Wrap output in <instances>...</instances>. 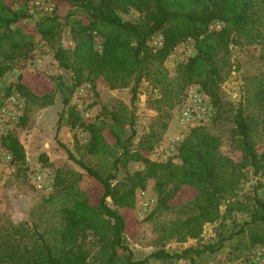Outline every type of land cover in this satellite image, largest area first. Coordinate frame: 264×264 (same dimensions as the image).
Returning <instances> with one entry per match:
<instances>
[{
	"label": "trees",
	"instance_id": "1",
	"mask_svg": "<svg viewBox=\"0 0 264 264\" xmlns=\"http://www.w3.org/2000/svg\"><path fill=\"white\" fill-rule=\"evenodd\" d=\"M30 1L0 0V76L9 72L16 60L34 57L35 38L40 35L55 48L60 66L72 72L73 84L69 88L58 76L53 78L56 88L37 87L32 79L19 76L7 88L8 94L18 92L29 103H53L57 89L73 92L85 83L95 85L99 78H105L112 88L133 85L134 98L145 73L149 72V64H163L188 39L195 41L194 55L179 64L175 81L163 71L159 80L167 82L171 92L173 89L179 94L191 85H200L216 103L222 82L218 52H228L237 33L256 28L264 20V0H52L56 6L69 5L76 11L68 13L64 21L53 14L38 19L35 28L17 27L21 20L30 17L26 8ZM131 9L139 11L141 16L137 20H124L122 14ZM215 22L221 23L220 29L211 28ZM66 26L75 43L72 49L65 48L60 41ZM159 33L162 44L153 51L150 42ZM97 37L102 39L100 49L96 45ZM259 100L264 111V86ZM69 101L66 98L65 105ZM68 111L72 127L79 125L90 134L87 151L93 155L109 153V167L108 170L92 167L67 149L70 158L99 182L100 194L79 190L74 182L65 185L63 188L70 195V204L64 208L65 227L56 242L44 240L29 264H90L93 252L88 246L89 236L100 244L92 261L142 264L146 260L134 259L126 239L139 225L135 214L137 190L145 188L149 179L155 182L160 209H171L187 201L193 203L197 212L182 222L193 237L200 235L205 223L220 218L223 199L239 185L236 172L230 170L232 161L220 152V138L202 125L192 128L181 141L178 147L181 163L173 158L155 161L150 157L153 137L134 144L133 119L124 120L117 113L105 110V117L110 120L98 122L82 120L74 106ZM235 122L236 141L244 152V165L253 168L255 174L264 173V151L258 153L251 141L255 118L249 119L239 109ZM260 122L264 125V114ZM1 143L15 161L25 160L24 148L13 134L4 136ZM131 161L140 162L144 168L118 179L121 165ZM247 231L253 245H264L263 198L256 197L251 218L241 230ZM214 250L215 245L210 244L204 248L189 247L181 253L159 250L153 255L163 261L194 260L195 255Z\"/></svg>",
	"mask_w": 264,
	"mask_h": 264
},
{
	"label": "rangeland",
	"instance_id": "2",
	"mask_svg": "<svg viewBox=\"0 0 264 264\" xmlns=\"http://www.w3.org/2000/svg\"><path fill=\"white\" fill-rule=\"evenodd\" d=\"M18 7L20 5H16ZM26 8L30 17L21 20L17 27L35 28L38 19L53 14L64 21L68 13L76 11L69 5L56 6L52 0H31ZM122 16L124 20H137L141 14L131 9ZM211 28L220 29L218 22ZM161 40L162 35L156 34L150 42L151 50H156ZM60 41L65 48L74 47L69 27H64ZM96 42L100 49L102 39L97 37ZM194 53L195 41L188 39L179 44L163 64H149V72L145 73L134 98L133 85L112 88L105 78H99L95 85L85 83L73 92L57 89L53 103H29L18 92L8 94L7 88L16 83L19 76L32 79L37 87L56 88L53 78L58 76L69 88L73 84L72 72L60 66L55 48L40 35L36 36L34 57L16 60L13 68L0 76V264H29L44 240L52 243L58 240L59 232L65 227L64 208L70 204L65 185L74 182L79 190L100 194L99 182L70 158L68 150L102 170H108L111 157L109 153L93 155L87 151L90 134L79 125L72 127L70 106L75 107L82 120L108 121L105 110L117 113L124 120L133 119L135 145L153 137L154 148L150 154L153 160L173 158L181 163L178 147L190 131L179 120L180 109L191 88L200 85H191L179 94L173 89L171 92L167 82L159 78L163 71L175 81L179 64ZM217 58L222 70L219 101L215 103L200 86L215 107L214 115L202 126L220 138V152L232 161L230 170L236 172L239 185L223 199L220 218L205 223L200 235L193 237L182 223L197 212L193 203L187 201L171 209H160L155 182L149 179L145 188L137 190L135 214L139 225L126 239L134 259L146 260L142 264H235L247 258L253 249H264V245L252 244L249 231L241 232L251 218L256 197L264 199V173L255 174L253 168L244 165V152L236 141L235 122L239 109H243L249 119L255 118L251 141L257 152L262 153L264 125L260 120L264 111L259 94L264 86V20L256 28L237 33L230 50L219 51ZM66 98L70 100L68 105H65ZM127 128L129 135L131 131ZM10 133L22 144L24 161H15L13 154L2 146L3 137ZM143 168L137 161L121 165L118 179ZM38 178L44 182L42 189L37 186ZM88 241L93 260L100 244L92 236ZM210 244L215 245V250L195 255L194 260L163 261L153 255L159 250L181 253L189 247L204 248ZM92 260L90 264H101Z\"/></svg>",
	"mask_w": 264,
	"mask_h": 264
},
{
	"label": "built area",
	"instance_id": "3",
	"mask_svg": "<svg viewBox=\"0 0 264 264\" xmlns=\"http://www.w3.org/2000/svg\"><path fill=\"white\" fill-rule=\"evenodd\" d=\"M218 26L221 28L220 22H218ZM161 44L162 40L159 42L158 46ZM214 113L215 107L208 95L200 86H195L191 88L181 105L179 120L184 128H187L190 131L194 127L203 125L214 115ZM37 186L41 189L45 186L42 178H38ZM235 264H264V249H253L247 258L242 259Z\"/></svg>",
	"mask_w": 264,
	"mask_h": 264
}]
</instances>
